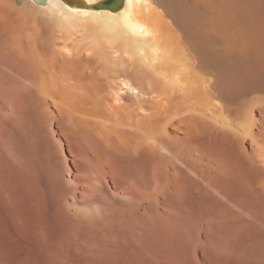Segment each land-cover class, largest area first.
Listing matches in <instances>:
<instances>
[{
  "label": "bare ground",
  "instance_id": "bare-ground-1",
  "mask_svg": "<svg viewBox=\"0 0 264 264\" xmlns=\"http://www.w3.org/2000/svg\"><path fill=\"white\" fill-rule=\"evenodd\" d=\"M0 264H264V0H0Z\"/></svg>",
  "mask_w": 264,
  "mask_h": 264
}]
</instances>
